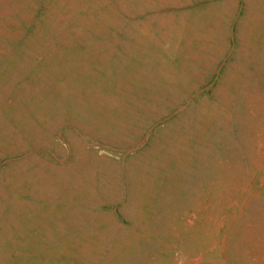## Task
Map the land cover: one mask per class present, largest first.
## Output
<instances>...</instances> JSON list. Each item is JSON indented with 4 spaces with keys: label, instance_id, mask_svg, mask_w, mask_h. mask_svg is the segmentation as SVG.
<instances>
[{
    "label": "rangeland",
    "instance_id": "obj_1",
    "mask_svg": "<svg viewBox=\"0 0 264 264\" xmlns=\"http://www.w3.org/2000/svg\"><path fill=\"white\" fill-rule=\"evenodd\" d=\"M0 264H264V0H0Z\"/></svg>",
    "mask_w": 264,
    "mask_h": 264
}]
</instances>
